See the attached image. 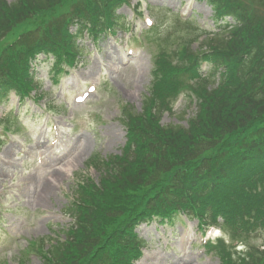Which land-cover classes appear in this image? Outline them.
Returning <instances> with one entry per match:
<instances>
[{"label":"trees","instance_id":"obj_1","mask_svg":"<svg viewBox=\"0 0 264 264\" xmlns=\"http://www.w3.org/2000/svg\"><path fill=\"white\" fill-rule=\"evenodd\" d=\"M65 1L14 0L7 4L0 0V37L7 35L14 25L37 13L56 12ZM122 1L82 2L75 9V13L80 15L76 19L80 32L86 25H90V30L93 29L95 33H105L106 29L114 32V25L121 24L122 18L116 15V10ZM208 2L216 20L232 17L235 24L219 25L218 34H209L199 31L198 27L192 28L190 25L194 27L195 24L191 20L182 22L183 26H189V31L184 39L179 40V43L184 44L181 50L168 49L172 37L167 31L163 34L162 41L157 43L160 53L148 99L149 110L138 115L124 113L123 122L133 137H130L127 155L102 163L103 168L112 169L114 174L104 173L108 179L104 182V192L94 199L98 204H103L108 200L107 195H121L122 204L133 201L128 211L131 219H150L152 216L164 218L174 212L177 206L185 205L193 210L195 208L202 218L203 209L194 202L193 197L203 190V204L217 207V213H212L213 216H217L221 206L230 203L224 207L228 211L222 212V215L228 216L233 224L243 222L246 215H255L258 222L264 224V135L240 147L228 160L229 178L221 176L218 187L223 190L233 178L224 194L215 197L209 193L208 183L197 169L200 162L198 167L196 157L214 147V144L207 145L211 136L235 133L240 138L254 124L256 127L264 125V14H250L233 0ZM61 18L56 23L52 22V29L31 45L28 48L30 50H24L21 41L29 40V34L20 38L18 46L12 48L11 53L2 52L0 69H3V73L0 78H6L12 86L18 84L31 89L27 62L34 52L49 51L56 55L57 60L73 57L76 47L74 38L67 33L69 21ZM175 22L181 25L177 17ZM154 31L155 28L151 32ZM200 37L204 39L197 42ZM195 42L198 44L193 49ZM203 63L208 69L205 73L201 71ZM220 69L222 74H218ZM194 80V84H188ZM3 83L1 79L0 89L4 88ZM184 89L193 94L196 116L186 129L179 126L161 127L159 121L162 112L169 109L170 101ZM2 96L0 91V98ZM154 174H162L170 182L162 181L164 186L156 185L157 179L150 177ZM147 180L152 182L148 187ZM193 183L199 184L201 190L193 192L196 190ZM232 201L236 202L233 212L228 209ZM118 232L119 237L113 242L107 241L99 249L102 252L107 248V257L98 252L91 259L83 250L93 246L88 230L83 226L70 250L77 256L76 260L66 258L60 250L55 249L51 264H75L77 260H80L78 264H133L140 256L142 242L134 234L122 236ZM219 259L221 264H250L244 260L233 263L224 256Z\"/></svg>","mask_w":264,"mask_h":264},{"label":"rangeland","instance_id":"obj_2","mask_svg":"<svg viewBox=\"0 0 264 264\" xmlns=\"http://www.w3.org/2000/svg\"><path fill=\"white\" fill-rule=\"evenodd\" d=\"M238 3L252 14L264 11L258 0H238ZM148 7L154 13L153 20L156 17L161 27L171 23L168 15L161 14L167 10L186 15L195 13L200 16L196 17L200 27L204 25L205 30L212 27L210 8L196 0H131L130 7L124 6L120 12L129 22L136 24L132 28L134 35L138 36L143 29L146 31L148 25L143 20L150 18H147ZM139 13L142 20L135 18ZM181 33L179 29L172 31L175 37ZM129 36L119 33L118 40L108 37L96 43L84 40L82 45L91 55L84 54L76 67L59 78L58 84L49 74L50 63L36 65L35 76L42 79V91L48 95L46 100L50 102L48 108L51 111L48 112L41 101L20 106L18 122L24 126L21 135L9 138L0 152V264H21V260L25 261L23 264H39L35 255H26L23 251L31 240L53 235L61 237L62 229L72 224L71 219L62 213L71 196L70 188L80 175L98 181V174L86 167L87 160L93 154L106 157L120 153L125 143V130L118 121L120 108L126 105L135 112L141 111L150 83V55L155 50L152 45L142 47L141 43L131 42ZM131 48L136 53L127 57L125 51ZM89 87H94L95 92L84 103L77 104L75 99L86 93ZM186 105L187 102L180 98L173 107L174 114L165 113L162 123L185 127L188 116L179 121L177 115ZM11 108H14V114L19 111L14 96L10 97L6 108L0 107V117ZM193 110L191 107L187 113ZM51 124L50 138L63 142L70 139L69 146L76 142L77 147H83L79 157L71 158L68 172L57 171L63 169L64 165L60 166V163L51 166L55 164V156L47 143L34 145L31 142V136L33 140L43 141L46 127ZM74 151L73 146L70 154H75ZM34 154L41 157L43 166L34 164ZM53 173H57L55 181L42 193L45 179ZM137 231L150 244L136 264H218L215 256L205 254L200 247L203 240L196 231L195 221L181 217L173 226L152 223ZM219 236L213 231L208 237L214 240Z\"/></svg>","mask_w":264,"mask_h":264},{"label":"bare ground","instance_id":"obj_3","mask_svg":"<svg viewBox=\"0 0 264 264\" xmlns=\"http://www.w3.org/2000/svg\"><path fill=\"white\" fill-rule=\"evenodd\" d=\"M71 165H72V162L71 163H69L68 165H66L64 168H63V170L65 171V172H68V171H70V169H71ZM51 178H54V176L53 177H51ZM55 180V179H54Z\"/></svg>","mask_w":264,"mask_h":264}]
</instances>
